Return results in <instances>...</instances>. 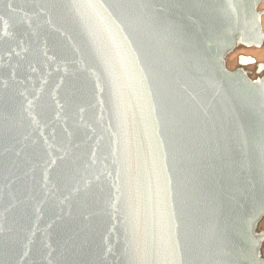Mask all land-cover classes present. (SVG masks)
<instances>
[{
    "label": "water",
    "instance_id": "95a60500",
    "mask_svg": "<svg viewBox=\"0 0 264 264\" xmlns=\"http://www.w3.org/2000/svg\"><path fill=\"white\" fill-rule=\"evenodd\" d=\"M262 2L0 0V264H248Z\"/></svg>",
    "mask_w": 264,
    "mask_h": 264
},
{
    "label": "snow or ice",
    "instance_id": "6c2138e0",
    "mask_svg": "<svg viewBox=\"0 0 264 264\" xmlns=\"http://www.w3.org/2000/svg\"><path fill=\"white\" fill-rule=\"evenodd\" d=\"M230 7H233V9L235 8L234 5H230ZM256 220L257 218L253 216L248 221V224L252 229L255 227ZM248 240L252 245L250 252L246 255L248 264H264V260L260 259V254L258 251L259 242L264 240V232H262L259 237H257L253 231V234L248 237ZM160 264H182V258L178 251V241L172 237L169 239L166 252L163 254Z\"/></svg>",
    "mask_w": 264,
    "mask_h": 264
},
{
    "label": "bare ground",
    "instance_id": "6f19581e",
    "mask_svg": "<svg viewBox=\"0 0 264 264\" xmlns=\"http://www.w3.org/2000/svg\"><path fill=\"white\" fill-rule=\"evenodd\" d=\"M262 3H264V2H262ZM261 4V3H260ZM260 4H259V6H260ZM259 6H258V10H259ZM259 11H261V12H264V6L262 7V9L261 10H259ZM263 15H264V13H263ZM264 17H262V26H263V31H264ZM261 48H263V47H261ZM239 50L240 49H238V50H236V51H238L239 52ZM252 50V49H251ZM236 51H234V52H236ZM233 52V53H234ZM238 52H236V53H234V54H230L229 55V57H227V59L228 58H231V60L229 61V60H227V65H228V67H229V64L231 65V64H233V65H235V63H236V65L233 67V68H235L237 65H238ZM240 52H242L241 50H240ZM254 53V52H253ZM238 56V57H237ZM246 56H250V55H246ZM260 56V55H259ZM259 56H257V58L256 57H254V56H251V57H253L255 60L256 59H259L260 57L261 58H264V56H262V54H261V56L259 57ZM233 57V58H232ZM260 63H264L263 61L262 62H257V61H255V63H252V64H249V65H247V66H245L244 68L245 69H247L249 72H251V75H253V77L255 76V72H256V70L258 69V65L260 64ZM230 69V68H229ZM230 70H232V69H230Z\"/></svg>",
    "mask_w": 264,
    "mask_h": 264
},
{
    "label": "rangeland",
    "instance_id": "374dc122",
    "mask_svg": "<svg viewBox=\"0 0 264 264\" xmlns=\"http://www.w3.org/2000/svg\"><path fill=\"white\" fill-rule=\"evenodd\" d=\"M264 6V3H261L260 4V6H259V10H261L262 9V7ZM262 17H264V15L262 16ZM264 20V19H263ZM236 52H238V51H236ZM236 52H234V53H236ZM254 52V53H253ZM234 53H232V54H234ZM240 54H243V55H250V56H254V57H256L257 58V56H261V54H262V56H264V47L263 48H260V49H255V48H253L252 50H248V49H245V50H243L242 52H240V50H239V52H238V56L240 55ZM237 56V57H238ZM259 56V57H260ZM233 58V57H232ZM227 60H231V58H228ZM256 61L257 62H264V58H259V59H256ZM235 65H236V63H235ZM235 65H233V64H229V68L230 69H233V67L235 66ZM262 227L264 228V220H263V223H262Z\"/></svg>",
    "mask_w": 264,
    "mask_h": 264
}]
</instances>
